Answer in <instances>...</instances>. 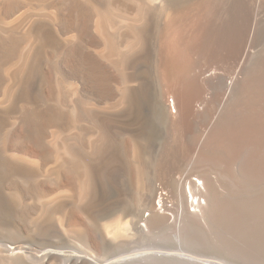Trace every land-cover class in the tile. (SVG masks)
Here are the masks:
<instances>
[{
	"label": "rangeland",
	"instance_id": "374dc122",
	"mask_svg": "<svg viewBox=\"0 0 264 264\" xmlns=\"http://www.w3.org/2000/svg\"><path fill=\"white\" fill-rule=\"evenodd\" d=\"M12 1L0 0V23L2 22L0 24V264H264V178H262L264 174L261 172L260 175V172H255L248 167L244 160L246 156L241 157L244 158L243 161L240 160L242 154L229 165L214 167L215 169L209 164L200 165L195 162L196 160L189 162L197 147L200 150L198 159L201 154L204 155L207 152L205 132L210 126L212 114L200 116L197 119L195 112L189 111L188 104H191L193 109L203 104L208 111L214 113L217 109L216 103L223 93L226 95L225 81L232 78L231 74H234V66L230 61L222 63L216 60L210 63L191 49L184 48L181 39L178 40L175 49L172 45V31L176 30V24L180 25L177 30L179 33L176 34L181 36L183 32L181 28L188 21L189 13L203 0H167L172 3H170L171 13L165 12L161 7V3L165 0L147 2L155 18L148 26L151 28L144 46L140 51L136 49L135 68H124L118 64L120 52L128 50L126 43L116 44L115 37L109 35L111 32L106 33V37L100 38L93 30L91 31L92 22L96 18V12L95 15L93 13L96 5L104 14L108 13L106 10L114 11V8L118 6V17L116 16L115 20L119 22L120 30L132 23L137 6L129 3V0H92L93 7L85 2L81 8L91 13L89 20L78 19L76 12L70 15L66 10L69 3L65 0H32L28 3L21 0ZM216 1L218 11L222 13L220 16L223 17V27L231 26L234 29L240 25L242 27H237L240 30L246 28L249 32L252 31L250 40L253 42L250 41L253 46L250 47L252 50L250 49L249 58L246 59L247 62H244L246 64L243 63L246 68L242 66L240 70L241 79L238 80L242 87L240 89L239 81H237L235 85L237 88L233 87L227 93V104L226 102L223 104L225 108L220 109L218 118L220 115L224 117L227 110L233 108L238 112L243 111L246 105L244 102L248 99L244 81L249 83L252 81L249 78H253L254 81L264 75L262 70L264 68V0ZM162 11L164 12L161 13ZM54 13L57 16L56 23L51 21ZM37 17L41 22H46L45 27H49L51 31L48 30V42L52 40L50 44L47 42L46 46L51 43L52 45L44 47L41 52L42 58L36 78L40 90L38 94L33 91L34 95L30 94L25 99L12 100L6 93L4 78L14 70V64L19 61L20 52L25 47V40H22L24 39L23 30ZM27 20L32 22L29 21L27 24ZM22 22H25L23 29ZM63 26L68 29L65 27L64 31ZM76 27L79 30L80 40L75 48L79 54L75 62L67 54L72 48H68L65 38L72 35V28L76 29ZM10 36H13V41ZM5 44L7 50L3 47ZM10 45H16L18 48ZM7 54H11L12 57L9 55L10 58H8L5 56ZM82 54L86 56L80 57ZM258 63L261 69L259 65L257 66ZM209 65L218 75L214 82L207 83L210 86L208 88L198 73L203 67ZM105 68L108 71H105ZM256 71L258 74L255 73ZM77 72L86 80L85 87H82L84 86L81 84L82 81L76 78ZM245 75L252 77L246 76L247 80ZM101 78L107 79L106 84L110 87L104 88L102 81L100 82ZM108 88L110 96H107ZM123 91L128 93L122 103L120 95ZM164 91L172 93L171 99L170 97L168 99L169 103L171 100L177 102V113L174 112L175 109L172 110L173 117L170 122L151 107L153 97ZM143 94L149 98L145 100L149 102L148 105H145L142 100ZM202 99H205V104L202 103ZM74 103L81 104L84 108L99 107L97 109H104L109 116L114 130L109 141V148L112 150L110 163L117 167L118 176L120 174L118 181L109 182L107 190L99 175L100 167L96 168L94 191L88 198L79 202L80 204L74 193L79 180L77 177L79 168L75 162L69 161L66 164L68 168L61 169L62 171L58 174L60 177L57 178L55 172L57 163L52 148L54 140L58 138L77 145L86 144L93 140V137L95 138L87 117H80L81 120L77 122L72 120L70 107ZM33 113L42 120L40 124L43 122L41 131H38L31 121ZM169 153L173 156V160H177V176L199 180L196 174L200 172L199 175L203 174L204 169L211 168L212 174L216 173L215 176L218 179L216 190H220L215 203L221 208H218V211L222 210V213L216 211L215 220L205 219V223L202 221V227L199 225L198 227L195 221L188 224V227L182 225L184 228L178 232L171 224L163 223L160 217H154L151 227L154 231L150 228L144 231L146 234L132 229L131 215L128 214L122 216L121 220L125 233L123 232L120 237L105 239L103 229L111 223L112 215L107 214L106 218L105 216L95 217V212L101 209L100 205L103 208L117 199H126L129 209L137 208L140 204L142 189L150 182L151 170L155 168L158 171L163 163L162 156ZM233 163H237L238 166ZM241 166H244V169ZM232 167L239 168L234 170ZM238 171L243 172L238 173ZM241 174L246 177L243 178ZM175 178L176 176L171 182L169 179L162 178L158 183L160 192L171 208L174 205L172 188L176 182ZM251 180L254 181L251 182ZM201 197V203L207 205L209 196ZM171 208L172 214L167 213L170 218L175 213ZM207 209L208 213L212 211V208L208 206ZM120 213L122 212L119 211L117 214L120 215ZM194 220L197 219L192 218L191 222ZM10 247L17 248L20 254L10 257L6 252Z\"/></svg>",
	"mask_w": 264,
	"mask_h": 264
},
{
	"label": "bare ground",
	"instance_id": "6f19581e",
	"mask_svg": "<svg viewBox=\"0 0 264 264\" xmlns=\"http://www.w3.org/2000/svg\"><path fill=\"white\" fill-rule=\"evenodd\" d=\"M21 1H23L24 3L25 2L28 3L32 0H21ZM65 1H67L69 3L68 4L66 2L68 4V7L66 8V10L68 11V13H70V15L74 14V12H76L75 15L80 20H84L85 18L88 19L91 16V13L86 12V10H84V8H81V6L83 5V3L87 2L88 4L90 3V6L93 7L94 3L92 0H65ZM129 1H128L129 3H131V4L134 3L133 5L137 6V8L134 7V8H136V12H134L135 15H133L135 17H134V20L132 21V23H130L128 25L125 24L126 26L122 30H120L121 26L119 27V22H116V20H115L116 16L118 17V13H117L118 12L117 9H119V8H117L118 6L114 8V11L113 10H110V11L106 10V11H108V13L104 14L100 11L99 7L96 5V7H94V12H93L94 15L96 12V18L92 22V25L91 24L90 25L92 26L91 31L93 30L95 35H99L100 38H104V36L106 37L107 36L106 33L111 32V33H109V35H113L112 36L113 38L115 37V39L117 40V42L115 41L116 44L126 43V47L128 50L125 52H120V54L118 56V64L124 68H135L137 65V57H136L137 51H138V49L140 51L142 49V47L144 46L146 39L148 37V31L151 28V27L148 28V26H149L150 22L153 21L155 18V14L152 11V8H150L147 5V2L154 1V0H129ZM155 1H158V0H155ZM159 2H162V1H159ZM66 3H65V5H66ZM170 3L171 2H169L167 0H165L164 2L161 3L162 9L167 13L172 12V7H171L172 3L171 4ZM198 3H199V1H198ZM217 4L218 3L216 0H203L202 2L197 4V7H195V9L193 8L194 10H192L191 13H189L190 15H189L188 21H186V23L183 25L184 27L181 28V29H183L181 36L177 35L179 33V32L177 33V30H179V28H180V25H178V23L176 24L177 25L176 30L172 31V33H173L172 45L174 46V49L176 48V46L178 44V40L181 39V40H183L184 48L186 47L188 49H191L192 52L194 51L195 53L201 55L210 63H211V61H216V60L217 61L220 60V61H222V63H224L223 61H227V62L230 61V62H232V66H234L233 67L234 74H231L232 78H229L228 81H225V83H227L225 86L226 87L225 89L227 90V91L225 90L226 95H224V93H223L222 96L220 95L221 98L219 99V101L217 100L218 103H216L217 101L214 102V104L215 103L217 104L216 105L217 109H215L214 113H211L210 111H208L207 107L204 106L203 104L198 105L197 109H193L191 104H188L189 111H191V113L195 112L194 114H195L197 119L200 116H205V115L209 116V114H212V116H211L212 120H211V123H209L210 126H209V128L206 127L208 129V131L205 132L207 135L206 141H205V146L207 148V152L204 155L201 154L199 156L200 158L198 159V151H200V150H198L199 147H197L196 150L194 151L193 157L191 159H189V162L196 160L195 162L200 164V165L209 164V165H212L213 169H215L214 167H219V166L224 167V166L229 165L230 163L236 161L239 158V156L242 154L239 159L241 160L242 156H246V159H244V158L243 159L246 160L247 166L250 167L255 172L256 171L260 172L259 174L261 175V172L264 174V75L262 76L259 73L262 77L261 78L255 77L258 80L253 81V78H249V79H252L251 82L246 83V80L244 81L246 83V84L244 83V89L245 88L247 89L248 99H247V102H244V104L246 103V105H245L243 111L238 112V110H233L234 109L233 108L232 110H229V111L227 110V113L225 114L224 117H220L221 116L220 115L219 116L220 119H219V117L217 118L219 111H221L220 109L223 108V104L225 102L227 104V101H226L227 93L233 87H236L235 85L237 84V81H239L238 79L240 78V76H239L240 70L242 69V66H244L243 63L246 61L247 58H249L250 49L252 48L251 46H253V44L251 45V43H250V41H251L250 40V37H251L250 32H252V31L249 32V30L246 28L243 30L242 29L240 30L239 28H237L240 25L235 27L234 29L231 26L223 27V24H222V18L223 17L221 18L222 13L220 14V12L218 11ZM194 5H196V4H194ZM225 8H226V6H225ZM158 9H160V8H158ZM120 11H121V9H120ZM164 11H162L161 13H163ZM157 13H160V12H157ZM119 15H121V14H119ZM38 17L36 19H33V21H34L33 23L28 24V22L31 20V18H30V20H27L28 25H26L25 30H23L24 31V39L22 38V40H25L24 41L25 47L20 52L19 61L14 64L15 65L14 70L12 72L9 71L10 73L7 74L4 78V80H5L4 85L6 84V87H5L6 93L9 94V96L12 100L25 99L30 94H33V91L34 92L36 91L37 92L36 94H38V91L40 90V86H39V88L37 86L36 78L38 75L39 64H40V61L42 58L41 52H42V50H44L43 49L44 47L51 46L52 43H51V45L46 46L47 42H48V36H49L48 35L49 27H47L48 28L47 29L45 27L46 22H44L45 23L44 24L43 22L40 21V19H38ZM170 17L171 16H169V18ZM120 18H122V17H120ZM231 19H233V18H231ZM242 19H244V18H242ZM23 20H25V19H23ZM35 20H36V22H35ZM51 21H52V23L57 22V16L55 13L52 16ZM121 21H123V20L121 19ZM173 21H175V20H173ZM225 21H226V19H225ZM30 22H32V21H30ZM166 22H168V21H166ZM234 22H236V20ZM79 24H81V23H79ZM241 24H243V23H241ZM24 25H25V22L24 23L22 22V24H21L22 29L24 28L23 27ZM84 25H85V23H84ZM234 26H235V24H234ZM247 26H249V25H247ZM65 27L66 26L62 27L64 31H65ZM77 27H76V29L72 28L73 34L72 35L70 34V36L68 35V37L65 38V40L67 41L68 48H72L69 50V52L67 54L70 55L69 56L70 59L75 61V62L79 58L78 51L75 49L79 45V40H80L79 39L80 34H79V30L77 29ZM172 27H174V26H172ZM240 27H242V26H240ZM110 28H112L111 29L112 31L110 30ZM21 34H23V33L21 32ZM55 36H56V34H55ZM12 37H11V40L13 39ZM171 38H172V36H171ZM107 40H108V38L106 39V41ZM252 40H254V39H252ZM50 41H52V40H50ZM50 41L48 42L49 44H50ZM106 41H104V42H106ZM81 42H83V41H81ZM12 43H14V42H12ZM12 46L15 47L16 45L15 46L12 45ZM85 46H87V45H85ZM3 47H5V49H6V44ZM3 47L1 48L2 51H3ZM7 47H9V46H7ZM112 47H114V46L112 45ZM136 49H137V51H136ZM78 50H81V49L78 48ZM109 51L111 53V50H109ZM109 51H108V53H109ZM115 51H118V50H115ZM179 51H180V49H179ZM104 52H106V51H104ZM96 54H99V53H96ZM9 55H11V54H9ZM9 55L7 54L5 56H8V58H10ZM83 56L85 57L86 54H82V56H80V57H83ZM11 57H12V55H11ZM65 58L67 59V57H65ZM70 59H68V60H70ZM256 62H258V61H256ZM244 64H246V63H244ZM259 64L260 63H258L257 66ZM5 67H7V66H5ZM12 67H13V65H12ZM243 68H246V65ZM259 68H260V65H259ZM248 69H249V67H248ZM262 70H264V68ZM105 71H108L107 68H105ZM126 71H127V69H126ZM258 71H260V70H258ZM184 72H185V70H184ZM251 73H252V71L250 72V74ZM253 73H254V71H253ZM255 73H257V71ZM81 74H83V73L81 72ZM198 74L200 77H202V79H204L206 86H208L207 83L209 84L212 81L214 82V79L217 78V75H218L217 72L210 65L203 67V69H201ZM138 75H139V73H138ZM75 76H76V78H79L80 81H82L81 84H83V85L85 84L84 82H86V80L79 73ZM241 76H242V74H241ZM246 76L252 77L251 75L250 76L245 75L246 79H247ZM253 77H254V75H253ZM126 80H127V83H129L128 79H126ZM126 80L124 82H126ZM130 80H131V78H130ZM1 81H2V79H1ZM101 81L103 83L104 88L107 89V87H110L109 85L106 84V83H108L107 79L101 78L100 82ZM202 82H203V80H202ZM222 82H223V80H222ZM238 84H239V87L241 89L242 86L240 85V81L238 82ZM85 85L82 87H85ZM209 87L210 86H208V88ZM76 88H78V87H76ZM204 88L206 89L205 85H204ZM82 89H80V90H82ZM108 92L109 93L107 94V96L110 94L109 88H108ZM124 92L125 91H123L120 95L121 100L119 99L122 103L124 102L125 98L127 97L126 93H128V92H125V93ZM245 93H246V91H245ZM244 95L245 94H243V96ZM33 97H31V98H33ZM128 97H130V96H128ZM141 97H142V100H144V102L146 99H149L148 96H144V94ZM169 97H170V99L172 97V93L170 91H164V92L159 93L158 95L153 97L151 107L155 112L161 114L167 121L170 122L172 117H173L172 110L175 109L174 112L177 113V108H176L177 102L171 100V103H169L168 102ZM216 99H218V98H216ZM127 100H129V99H127ZM204 100L202 101V103L204 102ZM243 101H245V100H243ZM144 104L148 105L149 102L148 103L145 102ZM204 104H205V102H204ZM244 104H243V106H244ZM124 105H126V104H124ZM235 106H236V104H235ZM146 107H148V106H146ZM97 108H99V107H97ZM97 108H94V107H93V109L92 108H84L81 104H78V103H74L70 107V116L74 122L79 121L80 117H87L88 118L90 127L92 128L93 133L95 134V138L93 137V140H91L90 142L88 141L87 143L85 142L86 144H80L79 143L77 145L75 143H69L68 141H66L64 139L58 138V139L54 140L53 145H52L53 146L52 148L55 152V159H56V163H57V167H56V171H55L57 178L60 177V176H58V174H59V172L62 171L61 169L66 167V164L69 161H72L73 163L75 162V164L79 168V174L77 176L79 178V180H78V183L76 186L77 188H75L76 191L74 190L75 196L79 200L78 203L81 202L83 199L88 198L93 193L94 184L96 182V168L100 167V169H99L100 174L99 175H100V178H101L103 184L105 185L104 187H106L107 190H108L109 182H111V181L116 182L117 178L120 176V174L118 176L117 167L112 166L110 163L111 159H112V150L109 148V141H110V137L114 133V130L112 129V124L110 122L111 120L109 119V116L105 113L104 109L101 110V109H97ZM124 108H126V107L124 106ZM213 108H211V109H213ZM224 108H225V106H224ZM224 108H223V110H224ZM88 109H90V111H87ZM240 109H242V107ZM223 113H225V112H223ZM175 116H177V115L175 114ZM31 118H32L31 121L33 122L34 126L36 128H38V131L39 130L41 131V129H42L41 126L43 125L42 124L43 122H41V124H42L41 125L40 121H42V120L39 119V116H37L35 113H33V114H31ZM203 119H204V117H203ZM29 120H30V117H29ZM174 121H176V120L174 119ZM39 127H41V128L39 129ZM34 132H36V131H34ZM84 136H85V134H84ZM91 137L89 139H91ZM198 145H199V143H198ZM133 150H135V149H133ZM140 150H141V147H140ZM162 159H163V163H162L161 167L159 168V170L156 171L155 168L151 170L150 182L148 183V185L146 187H144L142 189L141 196H140V204L137 208L129 209L128 204L125 201L126 199L125 200L124 199L123 200L117 199L114 202L109 203L107 206H105L103 208H102V205H100L101 209L97 210L95 212V217L105 216V218H106L107 214L112 215L111 223L106 225V227L103 229L105 239L120 237L123 232L125 233V231L123 230V228L121 226V220H122V216L128 215V214H129V216L131 215L130 224H131V227L134 231H139V232L142 231L144 233V231H147L148 229H150L152 227V225H153L152 221H154L153 218L154 217H160L163 223L169 224V225L171 224V226L175 227L176 231L178 232V231H180V229L184 228L183 226L186 227L188 224L195 223V221H197V223H198L197 226L199 225L200 227H202V225H201L202 221L204 222L205 219H207V221L208 220L214 221L215 216H216L215 212L216 211L217 212L222 211V210L218 211L219 206L217 207V205H216L217 203H215L216 198L218 197V191L220 189L218 191L216 190V189H218V187L216 188L218 179H216V177H217V176H215L216 173L212 174L213 172H211L212 171L211 168L208 170L204 169L205 172L201 175H199L201 172L196 174V175H198L199 180L197 178L196 179H190V177H184L183 178L181 176H177V174H178L177 160H173V156H171L170 153L163 155ZM243 159H242V161H243ZM240 160H238V162ZM186 162L188 163V160ZM234 164H237V163H233V165ZM236 166H238V164ZM239 167H235V168L232 167V169L234 168V170H235L236 168H239ZM243 167L241 166L242 169H244ZM248 167H246V169ZM66 168H68V166ZM220 170H222V169H220ZM237 170H239V169H237ZM248 170H249V168H248ZM216 171H218V170H216ZM239 172L240 171H238V173ZM242 172H240V173H242ZM246 174H248V173H246ZM212 175H214L215 177H213ZM248 175H251V174H248ZM248 175H247V177H248ZM56 176H55V178H56ZM175 176H176V178H175L176 182L172 188V196L174 199V205L171 208V206L167 205L166 199L164 198L162 192H160V188H159L158 183L160 182V180L162 178L169 179L171 182L172 178L174 179ZM240 176H239V178H241L243 175L241 177ZM244 176H243V178L246 177V176L245 177ZM256 176H258V175H256ZM249 178H251V177H249ZM249 178H247V179L250 180ZM262 178H264V177H262ZM252 179H254V178H252ZM256 179H258V178H256ZM241 181H242V179H241ZM246 181L247 180H245V182ZM252 181H254V180H251V182ZM255 181H257V180H255ZM218 184H219V182H218ZM219 194H220V192H219ZM71 195L74 196L73 194H71ZM210 195H212V197ZM201 196H204V198L206 196H209L207 198V200H208L207 205L201 203V198H202ZM204 198H203V200H204ZM221 203H222V201H221ZM204 205H206V206H204ZM215 205H216V207H215ZM207 206L212 208L211 210L213 211V213H212V211L210 213H208L209 208L207 209ZM170 208L175 212L174 216L171 218L168 217L169 214H167L168 212H170ZM219 209H221V208H219ZM119 211L122 212V213H120V215L117 214ZM232 211H234V210H232ZM239 211H241V210H239ZM144 213L145 214L147 213L146 217H145ZM170 214H172V213L170 212ZM192 218L197 219V220H194V222H191ZM124 221H125V219H124ZM155 224L156 223H154V225ZM208 226H210V225H208ZM152 231H154V230L152 229ZM144 234H146V233H144ZM105 241H107V240H105ZM6 252L10 255V257L17 255V254H20V252L17 250V248H12V247L8 248L6 250Z\"/></svg>",
	"mask_w": 264,
	"mask_h": 264
}]
</instances>
